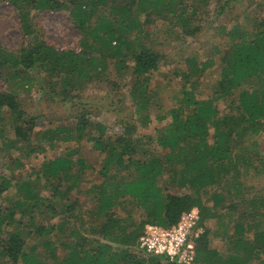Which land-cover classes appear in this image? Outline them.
I'll list each match as a JSON object with an SVG mask.
<instances>
[{
    "label": "trees",
    "instance_id": "16d2710c",
    "mask_svg": "<svg viewBox=\"0 0 264 264\" xmlns=\"http://www.w3.org/2000/svg\"><path fill=\"white\" fill-rule=\"evenodd\" d=\"M2 2H7L19 12L18 21L24 40L15 51L0 46V79L4 72L10 82L14 81L18 87L24 88L25 85L31 86L27 72L38 69L46 73V78L57 79L52 82V92L61 88L63 94H66L62 88L79 86L82 81L91 78L87 71L95 64L97 58L88 57L85 50L100 45L104 49L101 51L102 56L107 58V62H112L118 73L124 70L134 77L130 92L136 113L148 108V77L159 69L164 59L143 41L145 24L165 17L170 23L173 21L175 26H179L184 35L194 32L190 31V19L184 17L185 10L179 6L182 0H0V3ZM31 10L65 11L84 35V40L90 36L91 43L87 44L85 41V49L80 54L72 50H55L46 43L42 30L31 21ZM140 12L144 16L143 21ZM95 49L98 50V47ZM221 51L223 55L220 58V79L212 91V97L207 100L197 99L195 92L188 88L187 83L192 75L198 72L196 59L188 60L193 74L182 76L184 85L180 90L181 96L176 99V106L169 111L171 121L156 139V144L166 151L163 157L143 150L137 158L138 142L140 144L141 140L133 139L136 133L135 125L125 120L119 121L122 129L119 134L107 137L104 127L99 124L90 125L81 117L74 127L73 135L63 127L50 129L37 134V143L32 144L29 133L34 119L22 120L17 92H0V136L3 137V124L7 120L3 115V109L6 108L10 114L9 120L14 124L16 137L15 140L5 143V147L20 151L28 149L29 155H41L46 151L42 141L48 142L50 146L56 141L80 142L83 135L89 132L88 141L93 143V148L105 153L101 177H104L110 168H132L135 173L133 178L112 183L111 188L105 187L103 183L94 187L96 199L93 215L95 218H103V221L99 227L91 228V233L98 234L105 242L97 239L90 244L88 239L82 237L74 244L69 243L67 255L58 261L54 255V244L50 240L43 241V250L52 255L55 264H175L166 257L145 256L140 251L137 253L131 249L136 246L143 226L151 224L170 228L177 225L181 216L194 206L200 208L203 219L212 217L215 213L212 214L204 207L200 201L201 195L207 194L208 188L227 177L233 181L237 179L233 187L236 191L239 190L238 178L241 175L236 162L240 161L243 166L248 165L250 155L243 152L233 158V143L247 133L257 135L264 124V21L257 23L249 32V39L245 38V32L233 30ZM101 67L104 68L103 63ZM101 71H96V76ZM244 83L254 87L249 91H241L236 107L230 102L228 114L220 117L216 103L225 100ZM63 100H66L65 96ZM164 119L165 117H159V120ZM93 131H96V135H93ZM21 141L26 143L25 147L18 146ZM76 166L77 172L73 173ZM86 167L82 159L72 160L68 155L48 160L42 166L41 174L67 184L63 191L52 184L50 188L56 192L53 193L54 196L59 194L64 199L68 190L78 187V181ZM165 174H170L169 179L165 181L167 186L160 184ZM30 186L26 183L21 189L25 191L26 199H34L32 206L36 207L37 198L35 194H30ZM175 187L187 189L188 193H170L168 188ZM4 189L5 186L0 183V196ZM126 197L132 200L131 204L137 209L143 210L144 218L137 224L131 222L132 217L128 215L126 221L129 223L122 228L120 221L112 219L111 215L118 199ZM207 200L212 201L215 208L221 207L226 201L222 193L210 196ZM249 202L252 211H238L237 204L233 203L225 207L230 215L237 214L233 234L229 239L236 252H242L240 264L251 259L260 260L258 249H264V228H260L258 221L260 217L264 218V197ZM75 204H63V214L71 215L76 208ZM47 208L55 215V207L52 204H48ZM13 214L14 212L4 214L0 207V264H46L34 253L37 248L31 249L30 253L24 252L26 236L31 233L28 229L31 224L20 225L26 231L25 237L20 232L6 231V235L1 239L5 232L3 227L9 228L14 224ZM81 215L79 211L75 218L80 220ZM51 230V227L39 226L33 232L43 236ZM116 230L122 232L117 234ZM250 232L253 233L252 243L246 241L244 236ZM114 243L122 247L114 248ZM196 250L199 264H225L221 262L215 250L207 248L206 234L196 240ZM260 252H263L264 256V250ZM260 262L264 264V260Z\"/></svg>",
    "mask_w": 264,
    "mask_h": 264
},
{
    "label": "rangeland",
    "instance_id": "374dc122",
    "mask_svg": "<svg viewBox=\"0 0 264 264\" xmlns=\"http://www.w3.org/2000/svg\"><path fill=\"white\" fill-rule=\"evenodd\" d=\"M179 6L185 10L184 17L190 19V31H194L193 34L184 35L179 26H175L173 21L170 23L165 17L157 18L144 26L143 41L164 59L159 69L148 77L147 90L150 104L145 111L140 113L135 112L136 106L130 92L134 77L124 70L118 73L112 62H107V58L102 56L101 51L104 49L100 45L85 50L88 57L97 58L95 64L87 71L91 78L82 81L79 86L62 88L66 94H63L61 88L52 92V82L57 79L55 77L46 78V73L41 70L34 69L27 72L31 86L25 85L24 88L18 87L14 81L10 82L6 78V73L3 72L0 79V92L7 93L11 90L17 92L22 120L34 119L32 130L29 133L31 143H37V134L55 128L63 127L70 130L73 135L74 127L81 117L90 125H101L107 137H113L122 131L119 121L125 120L135 125L136 133L133 139L141 140L140 144L138 142L137 158L143 150L154 156L163 157L166 151L156 144V139L171 121L169 111L176 106V99L181 96L180 90L184 85L182 76L187 73L193 74V68L190 69L188 60L195 58L196 69H198V72L193 74L190 82L187 83L188 88L195 92L197 99H210L220 79V58L223 55L221 48L228 42L229 35L233 30H238L245 32V38L249 39V32L257 26V23L264 21V0H182ZM193 13H195L194 16H192ZM18 15L19 12L13 6L7 2L0 3V46L9 51L17 50L24 40ZM29 17L33 24L42 30L46 43L57 51L72 50L80 54L85 49L83 44L91 43L90 36L84 40V35L65 11L31 10ZM140 17L143 21L144 16L141 14ZM97 47L98 50L95 49ZM101 63L104 64V68L101 67ZM96 71L97 73L101 71V73L96 76ZM252 87L254 86L249 83L241 84L240 88L234 90L225 100L218 101L216 108L219 116L228 114L230 102L236 107L240 92L249 91ZM64 96L66 100H63ZM3 110V115L7 117V120L3 124V137L0 136V183L5 186V189L0 196V207L4 214L14 212V224L9 228L3 227L5 232L1 239L6 235V231L20 232L25 237L26 231L20 225L31 224L28 228L31 233L26 236L24 252L30 253L31 249L37 248L34 253L46 264H55V261L52 255L43 250V241L50 240L54 244V255L58 261L67 255L69 251L67 245L74 244L82 237L88 239L90 244L97 239L105 242L98 234L91 233V228L99 227L103 221V218H95L93 215L96 199L94 187L103 183L105 187L111 188V184L116 181L133 178L135 173L132 168L129 170L110 168L109 172L101 177L105 153L93 148V143L88 141L89 132L83 135L80 142L56 141L50 146L48 142L42 141L41 144L46 151L41 155H29L28 149L20 151L5 147V143L15 140L16 137L14 124L9 120L8 109ZM159 117H165V119L159 120ZM95 132H92L93 135H96ZM149 139H151L150 142ZM236 141L232 146L233 158L243 152L250 155L248 165L243 166L240 161L236 162L241 175L238 178L239 190L236 191L233 187L237 179L233 181L227 177L219 184L208 188L207 194L201 195V203L215 215L203 219L198 206H194L185 213L188 215L194 210L197 214V219L191 229L194 243L192 264H199L196 240L204 234H206L207 248L215 250L222 263L240 264L242 261V252H236L229 239L233 234L237 214L230 215L225 207L233 203L237 204L238 211L243 209L252 211L249 201L264 197V124L257 135L247 133ZM25 145L24 141L18 144L19 147H25ZM68 155L72 160L82 159L87 167L78 181V187L68 190L63 199L59 194L54 196L56 192L50 189L51 184L60 191H63L67 184L63 181L49 179L41 174V170L48 160ZM253 156L258 158H253ZM77 169L76 166L73 173H76ZM169 176L170 174H165L160 184L167 186L165 181L169 179ZM26 183L31 185L30 194H35L38 208L32 206L34 199L25 198V191L21 187H25ZM168 190L176 194L188 193L187 189L178 187L168 188ZM220 193L226 199V204L224 202V207L222 205L215 208L214 203L207 199ZM73 203H76V208L72 214H63L62 205L67 206ZM131 203L132 200L126 197L118 199L113 207L111 217L120 221L122 228L129 223L126 221L128 215L132 217L131 222L137 224L144 218L143 210L137 209ZM48 204L55 207V215L48 210ZM89 210L90 213L93 212L91 216ZM79 211L82 213L80 220L75 218ZM258 221H260V228L263 229L264 218L260 217ZM146 225L143 226L137 238L136 246L131 249L137 253L140 251L145 256H157L139 249L138 241ZM39 226L51 227L52 230L49 234L38 236L33 231ZM116 232L119 234L122 231L116 230ZM252 235V232L246 233L244 235L246 241L252 243ZM112 245L114 248L122 247L116 243ZM260 250L264 249L262 247L258 249L262 261L264 256ZM260 260L251 259L244 264H260Z\"/></svg>",
    "mask_w": 264,
    "mask_h": 264
},
{
    "label": "built area",
    "instance_id": "2783aa9c",
    "mask_svg": "<svg viewBox=\"0 0 264 264\" xmlns=\"http://www.w3.org/2000/svg\"><path fill=\"white\" fill-rule=\"evenodd\" d=\"M196 219L197 214L192 210L170 228L146 225L138 241L139 249L148 254L164 256L175 264H192L194 243L191 229Z\"/></svg>",
    "mask_w": 264,
    "mask_h": 264
}]
</instances>
